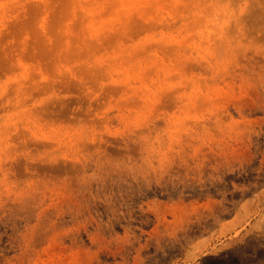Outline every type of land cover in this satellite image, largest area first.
<instances>
[{
    "label": "rangeland",
    "instance_id": "1",
    "mask_svg": "<svg viewBox=\"0 0 264 264\" xmlns=\"http://www.w3.org/2000/svg\"><path fill=\"white\" fill-rule=\"evenodd\" d=\"M0 264H264V0H0Z\"/></svg>",
    "mask_w": 264,
    "mask_h": 264
}]
</instances>
